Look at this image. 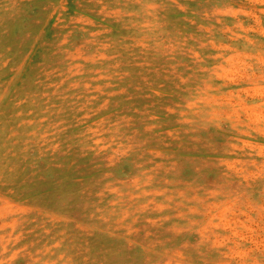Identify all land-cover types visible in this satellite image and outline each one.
Returning a JSON list of instances; mask_svg holds the SVG:
<instances>
[{
  "label": "rangeland",
  "instance_id": "374dc122",
  "mask_svg": "<svg viewBox=\"0 0 264 264\" xmlns=\"http://www.w3.org/2000/svg\"><path fill=\"white\" fill-rule=\"evenodd\" d=\"M0 264H264V0H0Z\"/></svg>",
  "mask_w": 264,
  "mask_h": 264
}]
</instances>
